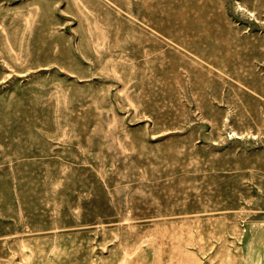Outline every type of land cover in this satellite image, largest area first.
Instances as JSON below:
<instances>
[{
	"label": "rangeland",
	"instance_id": "obj_1",
	"mask_svg": "<svg viewBox=\"0 0 264 264\" xmlns=\"http://www.w3.org/2000/svg\"><path fill=\"white\" fill-rule=\"evenodd\" d=\"M0 264H264V0H0Z\"/></svg>",
	"mask_w": 264,
	"mask_h": 264
}]
</instances>
